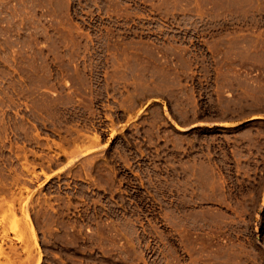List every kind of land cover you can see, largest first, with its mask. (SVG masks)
<instances>
[{"label":"rangeland","instance_id":"374dc122","mask_svg":"<svg viewBox=\"0 0 264 264\" xmlns=\"http://www.w3.org/2000/svg\"><path fill=\"white\" fill-rule=\"evenodd\" d=\"M0 264H264V0H0Z\"/></svg>","mask_w":264,"mask_h":264},{"label":"trees","instance_id":"16d2710c","mask_svg":"<svg viewBox=\"0 0 264 264\" xmlns=\"http://www.w3.org/2000/svg\"><path fill=\"white\" fill-rule=\"evenodd\" d=\"M251 121H252V120H249V121L243 122V123L239 124V125L237 126V128H243V127L247 126L249 123H251ZM215 128H219V127H215ZM223 129H225V128H223Z\"/></svg>","mask_w":264,"mask_h":264}]
</instances>
